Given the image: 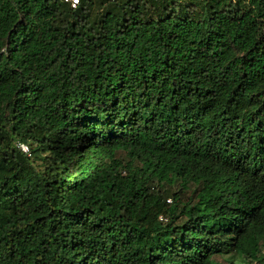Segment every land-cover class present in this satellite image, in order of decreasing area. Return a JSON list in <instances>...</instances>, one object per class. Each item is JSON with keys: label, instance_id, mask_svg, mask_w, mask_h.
<instances>
[{"label": "trees", "instance_id": "16d2710c", "mask_svg": "<svg viewBox=\"0 0 264 264\" xmlns=\"http://www.w3.org/2000/svg\"><path fill=\"white\" fill-rule=\"evenodd\" d=\"M260 239L264 0H0V264H261Z\"/></svg>", "mask_w": 264, "mask_h": 264}, {"label": "rangeland", "instance_id": "374dc122", "mask_svg": "<svg viewBox=\"0 0 264 264\" xmlns=\"http://www.w3.org/2000/svg\"><path fill=\"white\" fill-rule=\"evenodd\" d=\"M94 10L96 11L97 9L95 8ZM171 202H172V198L167 197L166 203L170 204ZM259 246L261 248V252L264 255V239H260ZM216 261L217 263H221V264H248V262H250L249 259L244 258L243 256L234 254V253L216 256ZM261 264H264V260Z\"/></svg>", "mask_w": 264, "mask_h": 264}, {"label": "built area", "instance_id": "2783aa9c", "mask_svg": "<svg viewBox=\"0 0 264 264\" xmlns=\"http://www.w3.org/2000/svg\"><path fill=\"white\" fill-rule=\"evenodd\" d=\"M65 1H69L72 7H75V5L78 4L79 2V0H65ZM20 146L23 149V151L25 152L27 151V147L24 144H21ZM160 218L162 219V217ZM249 264H257V262L251 261Z\"/></svg>", "mask_w": 264, "mask_h": 264}]
</instances>
